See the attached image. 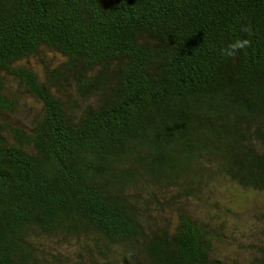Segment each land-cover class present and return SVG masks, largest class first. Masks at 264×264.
<instances>
[{
  "label": "trees",
  "instance_id": "obj_1",
  "mask_svg": "<svg viewBox=\"0 0 264 264\" xmlns=\"http://www.w3.org/2000/svg\"><path fill=\"white\" fill-rule=\"evenodd\" d=\"M233 187L264 196V0H0V264H264Z\"/></svg>",
  "mask_w": 264,
  "mask_h": 264
},
{
  "label": "rangeland",
  "instance_id": "obj_2",
  "mask_svg": "<svg viewBox=\"0 0 264 264\" xmlns=\"http://www.w3.org/2000/svg\"><path fill=\"white\" fill-rule=\"evenodd\" d=\"M233 192L234 193L243 192V194L241 195V198H244L245 200H248L250 197H253V198H257L258 201L260 199L262 200V202L264 201V196L261 194H254V196H252L253 194L250 191H241V189L236 188V187H233ZM253 198L251 199L250 203H249V201L245 202L246 210L243 209V211L240 212L241 215H243V214L245 215L244 211L251 213V211L253 209L252 204L257 203V201H254ZM235 203H236L235 201H232V202L226 201L227 206L230 208H232V206ZM241 206H242V203L236 207L240 208ZM243 207H244V205H243ZM214 208L215 207H213V206H209V215L210 216H213L215 214L213 211ZM227 217H229L230 219L232 218L229 215H227ZM221 218H226V217H223V215H222ZM245 218L247 219V216ZM234 223L239 227V230L235 229L234 226L230 225V223L224 222V230H225V233H226L228 239L234 238V240H236V241L237 240L238 241H244V240H246L248 238L250 239L252 237L250 235V231L245 230L240 226L238 219L236 221H234ZM224 244L222 246H220L219 249L221 252L225 253L227 258H231V259L232 258H237V259L243 258L244 251H243V248L241 246H238V245L226 246Z\"/></svg>",
  "mask_w": 264,
  "mask_h": 264
},
{
  "label": "clouds",
  "instance_id": "obj_3",
  "mask_svg": "<svg viewBox=\"0 0 264 264\" xmlns=\"http://www.w3.org/2000/svg\"><path fill=\"white\" fill-rule=\"evenodd\" d=\"M241 31L247 32V27H242ZM251 46L249 39H235L230 41L224 48L221 49V54L227 58L234 59L238 53Z\"/></svg>",
  "mask_w": 264,
  "mask_h": 264
}]
</instances>
